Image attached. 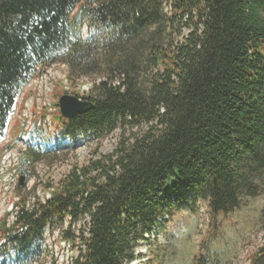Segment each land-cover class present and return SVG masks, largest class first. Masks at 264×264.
<instances>
[{
    "label": "trees",
    "instance_id": "1",
    "mask_svg": "<svg viewBox=\"0 0 264 264\" xmlns=\"http://www.w3.org/2000/svg\"><path fill=\"white\" fill-rule=\"evenodd\" d=\"M84 18L100 37L83 38ZM59 63L73 83L102 73L75 94L93 107L72 119L59 111L73 144L29 143L19 175L75 150L81 134L101 141L126 125L143 130L47 183L46 201L33 192L28 207L18 183L15 219H0V264L41 260L46 226L65 219L61 237L79 248L72 264H129L177 206L203 202L215 221L261 195L264 0H0V142L23 89ZM262 256L264 248L251 264ZM195 264L210 260L199 254Z\"/></svg>",
    "mask_w": 264,
    "mask_h": 264
},
{
    "label": "rangeland",
    "instance_id": "2",
    "mask_svg": "<svg viewBox=\"0 0 264 264\" xmlns=\"http://www.w3.org/2000/svg\"><path fill=\"white\" fill-rule=\"evenodd\" d=\"M169 1L164 0L165 4ZM165 7L166 11L170 9L169 5ZM81 31L84 38L90 32L95 37L101 35L100 30L89 24L88 18L83 19ZM187 34L188 29L183 27L182 35L175 36V41H182ZM68 72L69 68L66 64L50 66L45 74L33 79L17 99L6 138L0 142V161L2 159L3 162L4 157H7L6 162L8 161L5 165L0 163L1 167L3 165L0 168V219L9 215L8 221L11 223L18 211L15 207L18 200L15 191L20 177L15 168L17 167L18 170L20 167V155L26 146L16 142V138L19 137L20 130H24L22 127L24 126L25 129L32 127L34 117L47 112L51 117L45 123L48 127L47 133L61 135L62 130L55 128L60 124L56 116L60 111L59 99L63 95L76 96V93H88L91 86L102 78V73H96L81 77L73 83L68 79ZM37 119L39 120V117ZM142 130L143 125H126L101 141L90 139L78 145L73 151L67 150L64 155L45 156L34 165V170H31L30 176L23 185L28 207L34 203L33 192L42 201H46L51 195L50 192L45 191L47 183L57 185L74 165L86 164L94 151L103 155L111 153L122 133L129 137ZM58 135H53L54 139ZM10 143H15L16 147L8 155L5 150ZM189 196L191 202V194ZM190 205L177 206L170 218L159 221L156 233L159 230L160 235H150L152 241H142L136 247L135 252L139 255L137 264H195V256L199 254H206L210 264H251L258 250L264 248V187L260 196L246 199L240 209L230 215H219L215 221H212L205 205L198 207L194 204ZM56 227V230L64 231L68 229L69 223L65 220L61 226L57 223ZM47 235L46 246L49 253L43 263L37 264H69L67 262L69 252L60 246V238L56 234L51 236V233H47ZM258 263L264 264V256Z\"/></svg>",
    "mask_w": 264,
    "mask_h": 264
},
{
    "label": "water",
    "instance_id": "3",
    "mask_svg": "<svg viewBox=\"0 0 264 264\" xmlns=\"http://www.w3.org/2000/svg\"><path fill=\"white\" fill-rule=\"evenodd\" d=\"M60 113L64 118L72 119L76 116L85 113L89 108L93 107V103L88 100H83L73 95H63L58 102ZM25 183V177L21 176L19 180L20 186Z\"/></svg>",
    "mask_w": 264,
    "mask_h": 264
},
{
    "label": "bare ground",
    "instance_id": "4",
    "mask_svg": "<svg viewBox=\"0 0 264 264\" xmlns=\"http://www.w3.org/2000/svg\"><path fill=\"white\" fill-rule=\"evenodd\" d=\"M35 118V117H34ZM34 120V119H33ZM28 121V120H27ZM40 122H42V121H40ZM29 123V122H28ZM31 123V122H30ZM34 123V122H33ZM39 124H41V123H39ZM42 124H44L45 125V122L44 123H42ZM22 126V125H21ZM29 128V127H28ZM28 128L27 129H25V130H28ZM24 140L21 142L22 143V145H25V142L29 139V136H25L24 138H23ZM19 144V143H18ZM16 146H14L12 149H9V150H6L7 151V154L8 155H10L11 154V152H13L14 151V148H15ZM18 154V153H17ZM21 156V155H20ZM16 157V156H15ZM9 158H10V156H9ZM12 158V157H11ZM6 159H7V157H4L3 158V164L5 165V163H7L6 162ZM9 160V159H8ZM17 160V159H16ZM13 161V160H12ZM19 163H20V159H19ZM12 165V164H11ZM8 166H10V165H8ZM2 167H3V165H2ZM1 166H0V168H2ZM14 168V167H13ZM16 169V172L18 171L17 170V167L15 168ZM8 170V169H7ZM9 171V170H8ZM3 173V172H2ZM1 174V173H0ZM18 174V173H17ZM17 174L15 175V176H17ZM11 175V174H10ZM13 175V174H12ZM49 198V197H48ZM162 219H160V221H161ZM67 222L68 223H70V220H67ZM157 230V229H156ZM159 231V230H158ZM47 234V233H46ZM47 236H49V235H47ZM52 236V235H51ZM56 236L57 237H59L60 239V246L62 247V248H64V249H67V251L69 252V255H68V259H67V262L69 263V264H72V259L74 258L75 259V257H78V255H79V248H78V246H73L70 242H68L67 240L65 241L62 237H61V235L59 234V231H57L56 232ZM156 239V238H155ZM151 240V239H150ZM152 240H153V238H152ZM151 240V241H152ZM156 240H158V239H156ZM78 243V242H77ZM76 243V244H77ZM60 247V248H61ZM50 256V255H49ZM69 256H71V257H69Z\"/></svg>",
    "mask_w": 264,
    "mask_h": 264
}]
</instances>
